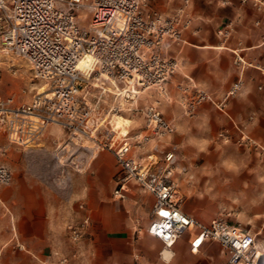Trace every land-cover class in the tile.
Segmentation results:
<instances>
[{
	"label": "built area",
	"instance_id": "1",
	"mask_svg": "<svg viewBox=\"0 0 264 264\" xmlns=\"http://www.w3.org/2000/svg\"><path fill=\"white\" fill-rule=\"evenodd\" d=\"M85 1L0 0V49L23 59L33 77L47 86L29 104L13 106L11 99L0 102V131L9 144L27 148L48 127L56 126L70 138H89L98 149L111 151L118 166L111 199L126 201L132 186L151 196L146 231L162 244L164 261L162 251L188 235L192 253L206 242H216L227 256V264H258L264 246L256 235L221 218L204 224L182 211L174 153L166 151L158 157L146 151L151 142L174 131L162 118L159 104L166 98V83L177 68L170 50L182 42L181 32L188 26V21H181L182 10L166 18L150 10L147 0H91L90 21L80 28L73 12ZM216 33L226 39L230 30L225 26ZM86 55L91 57V67L81 71L77 63ZM90 80L99 93L94 104L87 99ZM106 83L114 91L105 89ZM238 88L235 85L229 94ZM139 89L156 93L146 106L135 109L144 119L143 129L131 136L126 131L118 142L113 137L108 140L110 131L95 117L100 115L104 93L122 95L134 105ZM206 99L205 93L197 91L185 105V114L191 116ZM97 134L104 142L94 139ZM11 180L9 170L0 166V185Z\"/></svg>",
	"mask_w": 264,
	"mask_h": 264
},
{
	"label": "crops",
	"instance_id": "2",
	"mask_svg": "<svg viewBox=\"0 0 264 264\" xmlns=\"http://www.w3.org/2000/svg\"><path fill=\"white\" fill-rule=\"evenodd\" d=\"M148 8L171 18L182 10L181 21L188 26L181 40L170 50L176 71L166 83L167 96L159 110L174 129L173 142L179 148H211L217 133L230 132L236 140L247 135L264 149V0H147ZM227 26L228 38L217 35ZM240 58V62L236 58ZM237 91L229 94L235 85ZM197 91L208 97L191 116L185 108ZM122 118V117H121ZM130 121V120H129ZM131 123V122H130ZM104 154H96L85 164L92 165L94 177L68 176V193L58 192L57 179H35L27 169L0 190V213L15 215L4 228L0 245L11 244L2 252L1 264H49L58 247L51 215L69 210L76 198H85L92 212L107 211L109 168ZM127 199L131 203L140 201ZM126 200V201H127ZM145 208L150 214L151 198ZM102 223L103 220H101ZM147 229V228H146ZM183 235L168 250L164 261L160 241L142 232L136 238L104 237L85 241L88 251L83 264H220L216 246L204 243L196 252ZM20 245L24 249H18ZM94 247V248H93ZM94 249V253H93ZM79 259L77 264L81 263Z\"/></svg>",
	"mask_w": 264,
	"mask_h": 264
},
{
	"label": "rangeland",
	"instance_id": "3",
	"mask_svg": "<svg viewBox=\"0 0 264 264\" xmlns=\"http://www.w3.org/2000/svg\"><path fill=\"white\" fill-rule=\"evenodd\" d=\"M90 5L91 0H87L81 8L73 12L78 16L76 22L80 28L88 26L91 18ZM1 51L2 49L0 102L11 99L13 106L29 104L36 93L40 95L46 92L45 82L33 77L29 65L23 59ZM89 83L91 88L87 99L94 104L99 93L91 86L95 82L90 80ZM104 88L114 91L107 83ZM155 96L153 90H140L133 105L124 96L117 97L106 91L101 99L104 102H100V115L95 117L100 118L102 125L110 131L108 140L113 137V141L118 142L124 135L123 130L129 131L128 136L142 130L144 119L136 110L146 106ZM161 115L164 119L162 113ZM114 116L120 117L114 122ZM113 123L116 128L120 124L124 127L114 129ZM173 135L174 133L154 140L146 147V151L158 157L166 151L174 153L175 176L182 195V211L204 224L221 218L228 224L240 226L256 235L259 245L264 246V149L243 133H239L236 140L230 132L217 133L211 139L210 149L178 148L173 142ZM94 139L104 142V138L98 134ZM95 153L104 154L107 157L105 163L109 165L107 211L92 212L87 199L81 197L76 198L69 210L51 215L56 227L54 237L58 247L49 255L56 259L55 262L49 264H77L78 259L82 261L88 251L85 246L87 240H95L101 236L124 237L127 233L135 238L140 236L147 230L150 222V214L145 208L151 196L132 186L128 199L135 201V198L140 197V201L131 203V206L128 200L113 201L111 192L118 166L111 151L98 149L89 138L73 139L61 128L50 126L37 143L22 148L9 144L4 133L0 131V166L9 170L11 183L16 174L26 176L27 169H32L35 172L30 174L35 179L42 177L48 181H60L57 189L62 195L68 193L70 174L77 177V180L84 174L94 177L92 165L85 164ZM10 184L0 185V190ZM151 202L153 204V199ZM13 222L15 215L0 213V237H5L4 228L8 225L10 227ZM208 243L216 246L215 253L219 256L220 264H227V256L220 245L216 242ZM10 247L11 244L0 245V256ZM17 248L24 249L20 245ZM79 264H83V261Z\"/></svg>",
	"mask_w": 264,
	"mask_h": 264
},
{
	"label": "bare ground",
	"instance_id": "4",
	"mask_svg": "<svg viewBox=\"0 0 264 264\" xmlns=\"http://www.w3.org/2000/svg\"><path fill=\"white\" fill-rule=\"evenodd\" d=\"M1 52L3 53V52H6V51L5 50H2ZM90 63H91V57L88 56V55H86L81 60L78 61L77 68L79 70H81V71H86L87 69H89L91 67ZM117 117H120V116H114V122H115V120H116ZM123 127H121V124H120L118 126V128H116V126L114 124V129H120V128H123ZM125 132L126 131L123 130V133L124 134H125ZM162 256L164 257L165 260H168V258L170 257V253L168 252V250H163L162 251ZM263 263H264V257H263L262 254H260L258 256V264H263Z\"/></svg>",
	"mask_w": 264,
	"mask_h": 264
},
{
	"label": "snow or ice",
	"instance_id": "5",
	"mask_svg": "<svg viewBox=\"0 0 264 264\" xmlns=\"http://www.w3.org/2000/svg\"><path fill=\"white\" fill-rule=\"evenodd\" d=\"M161 215H167V213H161Z\"/></svg>",
	"mask_w": 264,
	"mask_h": 264
}]
</instances>
